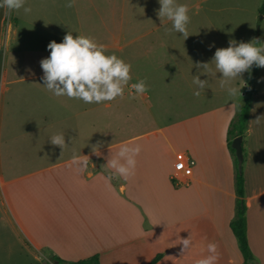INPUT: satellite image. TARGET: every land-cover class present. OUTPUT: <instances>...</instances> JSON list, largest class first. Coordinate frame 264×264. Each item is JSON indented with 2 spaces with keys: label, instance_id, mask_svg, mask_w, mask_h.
I'll use <instances>...</instances> for the list:
<instances>
[{
  "label": "crops",
  "instance_id": "crops-1",
  "mask_svg": "<svg viewBox=\"0 0 264 264\" xmlns=\"http://www.w3.org/2000/svg\"><path fill=\"white\" fill-rule=\"evenodd\" d=\"M133 1L72 0L68 7L67 0H29L30 14L16 10L13 22L0 17V264H42L51 255L68 262L98 256L100 264H150L157 257L156 264H193L208 254L210 242L217 245L216 264H245L230 228L236 164L227 138L245 94L230 98L211 61L216 48L228 46L229 30L197 22L187 26L184 38L165 31L171 21L158 18L157 0H144L141 16ZM140 22L144 26L136 30ZM68 31L74 37L144 33L143 42L132 39L127 48L132 83L144 79L147 90L135 95L130 83L118 97L125 105L107 104L106 111L114 112L108 132L113 139L99 144V156L91 151L96 139L81 128L87 119L97 126L101 106L79 99L56 106L39 84L46 45L53 34L61 41ZM36 33L47 34L40 36V56ZM15 42L22 55L12 68ZM139 58L174 65L177 75H160L149 88L150 79L134 74ZM196 62H209L210 69L200 74L206 84L199 96L193 95ZM167 80L176 81L175 89L166 88ZM253 90L243 140L247 236L256 264H264V67L257 68ZM170 114L173 120L160 122ZM58 129L67 143L63 151L48 142ZM121 144L140 145L135 174L109 180L106 158ZM74 153L89 157L86 172L72 165ZM178 159L194 161L192 175L179 183L173 178ZM189 234L192 247L180 255L178 237Z\"/></svg>",
  "mask_w": 264,
  "mask_h": 264
},
{
  "label": "clouds",
  "instance_id": "clouds-1",
  "mask_svg": "<svg viewBox=\"0 0 264 264\" xmlns=\"http://www.w3.org/2000/svg\"><path fill=\"white\" fill-rule=\"evenodd\" d=\"M157 3L160 6L156 10L158 18L171 21V28L166 27L165 31L176 32L187 38L189 36L187 25L190 22L188 5L178 3L177 0H157ZM66 6L71 7L72 0H67ZM0 9L5 10V14L21 9L24 14H30L32 11L31 7L26 6L25 0H0ZM72 33L68 31L60 42L52 40L46 45L49 54L39 61L42 69L39 84L54 96H67L88 104H100L123 96L124 86L131 79V64L115 53L106 54L105 46L93 37L82 34L74 37ZM211 61L214 62L217 73L221 74V87L229 85L226 87L227 95L234 98L241 95V88L232 86L231 81L237 77L244 81L241 75L244 72L250 74L253 66L264 67V42H258L257 38L248 42L229 39L227 47L216 48ZM195 67L197 74L193 75L192 79V83L196 86L193 95L199 96L200 90L204 89L206 84V79H200V74L210 71L209 62H196ZM131 88L135 95H140L146 92L147 85L144 79H139L131 84ZM231 102L236 109L239 108L238 104ZM48 142L58 146L62 151L67 146L62 132L51 135ZM140 150L138 144L132 146L121 144L110 159L106 158L107 162L104 166L112 170L107 179L111 180L119 176L127 181L133 176L136 166L135 157ZM91 151L97 156L101 155L99 144L92 145ZM71 163L77 172L84 173L89 168L90 159L87 155L74 153ZM178 240L181 245L180 255L192 247L190 234L187 238L178 237ZM206 251L208 254L194 260L193 264H216L218 254L215 242L208 243ZM35 258L40 260L43 257Z\"/></svg>",
  "mask_w": 264,
  "mask_h": 264
},
{
  "label": "rangeland",
  "instance_id": "rangeland-1",
  "mask_svg": "<svg viewBox=\"0 0 264 264\" xmlns=\"http://www.w3.org/2000/svg\"><path fill=\"white\" fill-rule=\"evenodd\" d=\"M122 2L123 0H114V2ZM29 0L27 1L26 6H28ZM181 3H185L188 5V15L190 17V22L187 26H190L191 24H195L197 22H200V24H209V25H215L219 28H225L226 30H229V39H235L237 42L244 41L248 42L252 40L253 38H257L258 42H264V11H262V7L264 5V0H182ZM117 4V3H116ZM134 9L136 12H138V16H141V12L144 5V0H135L133 1ZM145 6V5H144ZM146 7L149 8V3H146ZM23 11V10H22ZM24 13V12H23ZM16 11H13L11 13L5 14V10L0 9V17L4 15L6 17V20L8 22H13L15 19ZM130 19V18H128ZM143 18H140L141 20ZM193 21V22H192ZM7 22V23H8ZM198 24V23H197ZM21 28L19 27V30L22 29V23L19 24ZM125 25H127L125 23ZM137 27H135L136 30H142L144 23H136ZM143 32H135V33H102V34H93L88 35L93 37L98 43L103 44L106 49V54L115 53L118 57L122 58L125 62L128 63V48L127 43L128 41L132 39H139V42H143ZM37 37L39 39L37 40V45L39 44V47L35 49V51L38 52V56H40L41 52L43 51V48H41V37L47 38V34H37ZM49 35V39L51 34ZM60 34H53V40L56 42H60L59 39ZM20 41V40H18ZM19 43V42H18ZM130 49V48H129ZM12 53H11V67L15 68V64L18 63L17 56L22 55L21 46L17 45L16 42L12 46ZM139 65L137 67L136 72L134 73L137 77H144L146 76L147 81L149 80L148 87L151 88L153 83L158 82L160 75H177L175 73V66L166 64L164 66H158V65H152L149 62L143 61L142 58H139L137 60ZM160 67V68H158ZM185 69V76H189V73L187 72L190 67L187 64H184ZM255 73V74H254ZM257 74V68L253 66L251 68V73L244 72L241 75L240 80L238 77L237 79L240 80L239 87L241 88L242 94H246L248 92H251V90L255 89V76ZM134 75V76H135ZM131 79L129 80L128 84L124 86V90L128 89V86L130 83H132V71H130ZM135 76V77H136ZM134 77V78H135ZM175 83L176 81L167 80L166 88L167 89H175ZM244 99V101H245ZM68 100L77 101L78 99L75 98H69L66 96H53V103L56 106H61L68 102ZM51 103V99L49 100ZM122 98H115L112 101H105L100 104L96 103H84L81 100V105H86L87 107H93V106H101V110L98 111V124L97 126H93L90 124H93L92 120H86V124L83 128H81V132L85 133L91 138L93 141L96 139L97 144L101 143H110V141L113 139V137L109 136L110 131V125L112 122V115L114 112L106 111L107 104H110L112 106L125 105V103H121ZM94 114L92 113V116ZM101 116V121H100ZM169 119L173 120V114L168 115L166 118L160 120L162 123H167ZM122 121V119H121ZM102 122V125L100 124ZM101 125V126H99ZM103 127V129H102ZM62 132L63 130L58 129L55 130V133ZM123 135V134H122ZM121 135V136H122ZM44 262V261H43Z\"/></svg>",
  "mask_w": 264,
  "mask_h": 264
},
{
  "label": "trees",
  "instance_id": "trees-1",
  "mask_svg": "<svg viewBox=\"0 0 264 264\" xmlns=\"http://www.w3.org/2000/svg\"><path fill=\"white\" fill-rule=\"evenodd\" d=\"M264 11V5L262 7ZM257 68V67H256ZM255 74V73H254ZM256 93L255 90H251L246 94V99L240 106L238 113L233 118L230 123L227 138H228V148L235 159L236 164V177H235V191H236V206H235V218L230 224V228L238 241L240 251L243 255L245 264H256L254 255L249 245L247 236V206L245 202V177L244 172L239 173L237 167V159L235 155V150L232 148V141L237 137L245 138L247 125L251 110V97ZM244 150V146H243ZM244 150V156L245 155ZM160 257L154 259L150 264H156ZM42 264H100L99 257L93 256L89 259L78 261V262H68L55 255H51L47 261Z\"/></svg>",
  "mask_w": 264,
  "mask_h": 264
},
{
  "label": "built area",
  "instance_id": "built-area-1",
  "mask_svg": "<svg viewBox=\"0 0 264 264\" xmlns=\"http://www.w3.org/2000/svg\"><path fill=\"white\" fill-rule=\"evenodd\" d=\"M194 165V161L192 160H183L178 159L175 164V174L173 176L174 180L178 183L181 181V176L184 178H189L192 175V167Z\"/></svg>",
  "mask_w": 264,
  "mask_h": 264
},
{
  "label": "water",
  "instance_id": "water-1",
  "mask_svg": "<svg viewBox=\"0 0 264 264\" xmlns=\"http://www.w3.org/2000/svg\"><path fill=\"white\" fill-rule=\"evenodd\" d=\"M243 137H237L232 141V148L235 150V155L237 159V167L239 173L243 172V165L245 162L244 150H243Z\"/></svg>",
  "mask_w": 264,
  "mask_h": 264
}]
</instances>
